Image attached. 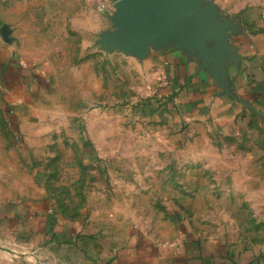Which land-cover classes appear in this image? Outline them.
<instances>
[{
    "label": "rangeland",
    "instance_id": "obj_1",
    "mask_svg": "<svg viewBox=\"0 0 264 264\" xmlns=\"http://www.w3.org/2000/svg\"><path fill=\"white\" fill-rule=\"evenodd\" d=\"M116 2L0 4L11 52L33 82L16 105L3 101L0 87V209L40 204L74 221L106 201L148 224L242 232L253 215L241 192L257 137L166 111L143 55L114 37ZM200 4L218 17L254 11L264 20V0Z\"/></svg>",
    "mask_w": 264,
    "mask_h": 264
},
{
    "label": "crops",
    "instance_id": "obj_2",
    "mask_svg": "<svg viewBox=\"0 0 264 264\" xmlns=\"http://www.w3.org/2000/svg\"><path fill=\"white\" fill-rule=\"evenodd\" d=\"M255 13L222 17L220 36L149 40L143 56L155 96L178 120L257 137L247 159L254 172L241 192L251 202L250 225L200 235L168 220L148 224L119 203L105 201L71 221L50 206L16 202L0 209V264H264V20ZM3 23L0 11L1 98L16 105L33 82Z\"/></svg>",
    "mask_w": 264,
    "mask_h": 264
},
{
    "label": "water",
    "instance_id": "obj_3",
    "mask_svg": "<svg viewBox=\"0 0 264 264\" xmlns=\"http://www.w3.org/2000/svg\"><path fill=\"white\" fill-rule=\"evenodd\" d=\"M115 10L118 31L114 37L143 56L149 40L176 33L184 40L214 32L220 36L224 24L222 17L203 8L200 0H117Z\"/></svg>",
    "mask_w": 264,
    "mask_h": 264
}]
</instances>
